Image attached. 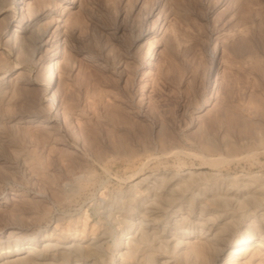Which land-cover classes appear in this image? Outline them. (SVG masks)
Here are the masks:
<instances>
[{"label":"rangeland","instance_id":"obj_1","mask_svg":"<svg viewBox=\"0 0 264 264\" xmlns=\"http://www.w3.org/2000/svg\"><path fill=\"white\" fill-rule=\"evenodd\" d=\"M26 2L0 0V264H264V0ZM201 233L230 241L195 259Z\"/></svg>","mask_w":264,"mask_h":264},{"label":"bare ground","instance_id":"obj_2","mask_svg":"<svg viewBox=\"0 0 264 264\" xmlns=\"http://www.w3.org/2000/svg\"><path fill=\"white\" fill-rule=\"evenodd\" d=\"M14 1H16V3L21 4V9L22 10H23V7H25L27 5V2H26L27 0H14ZM20 18H21V21L24 20V16H23L22 12H21ZM57 26L58 25H56V27ZM56 27L54 28L53 26H50L49 29H53L54 28L56 30ZM55 30H52V31H55ZM16 31H18L16 29V27H13L10 31L5 30L4 34H5V36H8V39L17 38L18 36H17V33H15ZM60 40H59V36H57V41L56 40H52L51 41L49 39V37H48L46 39H43V41H44L43 43L45 45L46 44H49L50 47H55V48L57 47V50H58V47L60 46L61 41H62V40L61 41ZM216 51L217 50L215 49L214 56L216 55ZM155 55H156V51H155V48L153 47L150 55L147 57V60L142 65V69L143 70H147L152 65V60L155 58ZM49 61L51 62L50 65H49V67H46L47 69L45 68L46 70H45V73L44 72L42 73L43 75L41 74V78H42L41 80H42V82L41 83L40 82H37V84H41L43 86L45 99L50 102L53 111L55 112L56 115H58V113H59L58 112L59 111V105H58V102H57V98H56L55 93L51 91V85L55 81L56 71L60 67V60H59V53H58V51L53 52V54L51 55V57H48V61L47 62H49ZM18 69H19L18 70V73H21L22 74V72H23L22 67H19ZM206 104H209V102L207 101ZM27 120L29 121V119H27ZM139 222H142V219H141V221H138V223ZM139 224H142L143 225V222L142 223H139ZM138 227H140V226H138ZM181 232H186V231H181ZM14 233H15V230H10V232H9V234H14ZM139 239H140V237H139ZM31 240H32V242L35 241V238H32ZM262 240H264V238H262ZM205 241H208V242L206 243ZM209 241H211V242L209 243ZM229 241H230V238L229 239H223V237L222 238L219 237V236L217 237L216 235H213V234H212V236H209L207 233H201L200 235H198L197 237H195L193 239V243L196 242V244H193V243H191L189 241H185L184 243H185V245L186 244H193L191 247H193L194 245H197L198 246L197 247L198 249L195 248L196 249L195 254L192 251H191L192 253L190 251H189L190 253L188 251H186V253L188 252L189 254H192V255L196 256V257L193 256L196 259L198 256L203 255L204 252H206V251H204V249H206L207 246L210 247L211 244H214L215 245V244H218V243H221V244L223 243L225 245ZM249 241H254L253 234H247L244 237L235 240L234 241V245L231 246V249L229 250V253H228L229 254V257H228V259H230V258L231 259L232 258L233 259H239L240 256H242V254H244L246 252V248H245L246 246L245 245ZM139 242L140 241H138L137 239H135L131 243V245H132L131 248H127L126 247V249L128 250V251L127 250L126 251L128 253L125 255V257H129V259H130L129 261H131V260L133 261V259L130 258V257H132L135 254L136 250H138V246H139L138 244H140ZM255 244L258 245L259 242H255ZM205 246H206V248H205ZM186 247H188V245ZM203 247H204V249H203ZM23 248H26V250H22V248H21L20 250H18L17 252L14 253L15 254L14 257H12L11 259L9 258L8 260H5L3 263H9L11 261H22V260L26 259V257L30 258L31 256L37 257V253L38 252L33 247H31V246H25ZM191 249H193V248H191ZM24 251H26V252L24 253ZM188 253H187V256H188ZM192 255H191V257H192ZM85 257L87 258V260L95 261V259L92 257V255L89 252L85 253ZM200 257H202V256H200ZM123 260L125 261V259H122L121 258V262H123ZM126 261H128V260L126 259ZM134 263H136V262H134ZM134 263H131V264H134Z\"/></svg>","mask_w":264,"mask_h":264}]
</instances>
